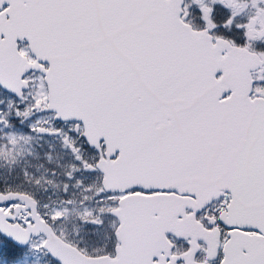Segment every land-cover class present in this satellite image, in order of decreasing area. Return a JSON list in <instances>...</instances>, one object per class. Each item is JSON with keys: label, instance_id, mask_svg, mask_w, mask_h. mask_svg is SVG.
Masks as SVG:
<instances>
[{"label": "snow or ice", "instance_id": "obj_1", "mask_svg": "<svg viewBox=\"0 0 264 264\" xmlns=\"http://www.w3.org/2000/svg\"><path fill=\"white\" fill-rule=\"evenodd\" d=\"M0 264H264V0H0Z\"/></svg>", "mask_w": 264, "mask_h": 264}]
</instances>
